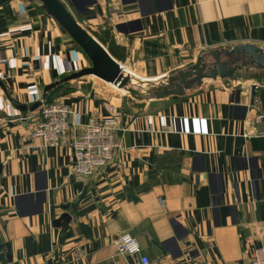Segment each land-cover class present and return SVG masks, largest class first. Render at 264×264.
<instances>
[{
	"label": "crops",
	"instance_id": "0c3cea01",
	"mask_svg": "<svg viewBox=\"0 0 264 264\" xmlns=\"http://www.w3.org/2000/svg\"><path fill=\"white\" fill-rule=\"evenodd\" d=\"M30 1L0 5V264H135L114 247L124 234L150 264H250L264 238V71L137 107L83 74L89 57ZM59 1L143 79L213 50L264 49V0ZM47 90L73 111L71 138L115 106L119 148L104 175L78 181L68 146L31 138L38 110L19 107Z\"/></svg>",
	"mask_w": 264,
	"mask_h": 264
},
{
	"label": "water",
	"instance_id": "95a60500",
	"mask_svg": "<svg viewBox=\"0 0 264 264\" xmlns=\"http://www.w3.org/2000/svg\"><path fill=\"white\" fill-rule=\"evenodd\" d=\"M11 0H0V5ZM41 2L43 12L55 18L76 40L89 57L91 66L86 75H94L104 82L128 95V102L141 107L136 102L161 100L170 97H183L187 91L201 87L205 82L219 85L235 80L238 74L264 71V49L255 44H239L230 49L213 50L200 55L196 63L187 69L159 79H143L128 72L118 63L104 46L91 34L77 25L72 16L59 0H37ZM83 74H78L80 77ZM256 86L251 89V99H255ZM49 90L45 91L46 100ZM41 103L28 107L22 105L19 110L36 111ZM1 168V165H0ZM70 220L68 214L55 222L59 227L62 221ZM9 260L11 257L9 256Z\"/></svg>",
	"mask_w": 264,
	"mask_h": 264
},
{
	"label": "built area",
	"instance_id": "2783aa9c",
	"mask_svg": "<svg viewBox=\"0 0 264 264\" xmlns=\"http://www.w3.org/2000/svg\"><path fill=\"white\" fill-rule=\"evenodd\" d=\"M121 1L111 0L112 3L119 4ZM3 78L4 74L0 72V79ZM40 103L37 126L31 132V138L42 141L46 147L68 146L73 156V175L78 181L82 182L96 174L104 175L119 148L116 139L118 114L115 106H107V117H90L84 130L71 138V131L74 130L73 111L58 102L49 103L42 99ZM259 119L264 120V116ZM114 247L119 255L134 257L135 264H150L148 257L142 254L139 241L131 234L118 237L114 241ZM250 264H264V238L260 247L252 254Z\"/></svg>",
	"mask_w": 264,
	"mask_h": 264
},
{
	"label": "rangeland",
	"instance_id": "374dc122",
	"mask_svg": "<svg viewBox=\"0 0 264 264\" xmlns=\"http://www.w3.org/2000/svg\"><path fill=\"white\" fill-rule=\"evenodd\" d=\"M30 2H32V5H34L36 8H40L41 10H42V12H43V9H42V4H41V2H39V1H37V0H31ZM127 69V68H126ZM250 77V76H252V74L251 73H247V75H246V77ZM245 77V78H246ZM92 79H94L95 80V82L96 83H101L99 80H97L96 78H92ZM99 81V82H98ZM102 85H104L105 87H109V88H111L112 89V91H116L112 86H109V85H107V84H105V83H101ZM47 102H49V103H51V102H53V100H52V96H50V97H48V99H47Z\"/></svg>",
	"mask_w": 264,
	"mask_h": 264
},
{
	"label": "trees",
	"instance_id": "16d2710c",
	"mask_svg": "<svg viewBox=\"0 0 264 264\" xmlns=\"http://www.w3.org/2000/svg\"><path fill=\"white\" fill-rule=\"evenodd\" d=\"M108 35V34H107ZM100 41L104 44V45H108V49H109V52L114 56V57H116V50L114 49V46H115V44H114V42L113 41H108L107 39H100ZM47 99H48V97H47ZM47 99H46V101H47ZM52 103V102H51Z\"/></svg>",
	"mask_w": 264,
	"mask_h": 264
},
{
	"label": "bare ground",
	"instance_id": "6f19581e",
	"mask_svg": "<svg viewBox=\"0 0 264 264\" xmlns=\"http://www.w3.org/2000/svg\"><path fill=\"white\" fill-rule=\"evenodd\" d=\"M113 86V85H112ZM114 87V86H113ZM115 88V87H114Z\"/></svg>",
	"mask_w": 264,
	"mask_h": 264
}]
</instances>
